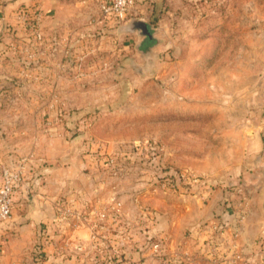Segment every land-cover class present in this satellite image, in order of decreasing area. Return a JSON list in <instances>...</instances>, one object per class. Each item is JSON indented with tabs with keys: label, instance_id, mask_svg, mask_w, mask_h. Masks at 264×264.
<instances>
[{
	"label": "rangeland",
	"instance_id": "obj_1",
	"mask_svg": "<svg viewBox=\"0 0 264 264\" xmlns=\"http://www.w3.org/2000/svg\"><path fill=\"white\" fill-rule=\"evenodd\" d=\"M51 4L0 20V179L25 167L0 264H264V0Z\"/></svg>",
	"mask_w": 264,
	"mask_h": 264
},
{
	"label": "crops",
	"instance_id": "obj_2",
	"mask_svg": "<svg viewBox=\"0 0 264 264\" xmlns=\"http://www.w3.org/2000/svg\"><path fill=\"white\" fill-rule=\"evenodd\" d=\"M3 4H0V20L4 22L6 20H10L8 16L12 13L18 15L19 11H27L32 12L35 9H39L41 12H47L51 7V3L59 0H2ZM15 11V13H14ZM264 105V103H261ZM264 119V118H263ZM264 125V123H263ZM253 144L259 149V153L257 154L254 160L253 172L248 175V180H250L247 185L248 189L251 191L252 200L251 208L247 212V221H246V231L247 234H257L264 230V213H262V202H264V134L262 137H257L256 141ZM254 151V149H251ZM260 189V191H257ZM24 214V213H23ZM43 213L35 212L32 214L35 218H41ZM15 217L12 218L11 223L15 221ZM8 221L0 224V257L8 256L7 252L9 250V246L6 242L2 240V230L9 226ZM32 221L27 225V227H32ZM35 226V225H34ZM22 228V227H21ZM25 228V227H24ZM246 234V235H247Z\"/></svg>",
	"mask_w": 264,
	"mask_h": 264
},
{
	"label": "built area",
	"instance_id": "obj_3",
	"mask_svg": "<svg viewBox=\"0 0 264 264\" xmlns=\"http://www.w3.org/2000/svg\"><path fill=\"white\" fill-rule=\"evenodd\" d=\"M104 17L125 20L136 12V0H94ZM25 167H6L0 179V224L7 221L15 202L18 188L25 175Z\"/></svg>",
	"mask_w": 264,
	"mask_h": 264
},
{
	"label": "water",
	"instance_id": "obj_4",
	"mask_svg": "<svg viewBox=\"0 0 264 264\" xmlns=\"http://www.w3.org/2000/svg\"><path fill=\"white\" fill-rule=\"evenodd\" d=\"M126 29L129 31H138L145 38L141 47L146 52H149V46L157 42V38L154 36V28L146 20L129 18ZM30 201L33 203V198H30Z\"/></svg>",
	"mask_w": 264,
	"mask_h": 264
},
{
	"label": "trees",
	"instance_id": "obj_5",
	"mask_svg": "<svg viewBox=\"0 0 264 264\" xmlns=\"http://www.w3.org/2000/svg\"><path fill=\"white\" fill-rule=\"evenodd\" d=\"M40 256V255H39Z\"/></svg>",
	"mask_w": 264,
	"mask_h": 264
}]
</instances>
